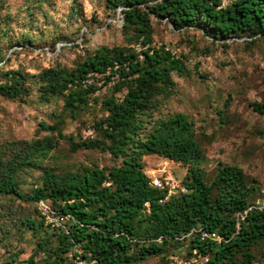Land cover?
I'll use <instances>...</instances> for the list:
<instances>
[{"label":"trees","instance_id":"16d2710c","mask_svg":"<svg viewBox=\"0 0 264 264\" xmlns=\"http://www.w3.org/2000/svg\"><path fill=\"white\" fill-rule=\"evenodd\" d=\"M109 1L113 7H122L126 45H102L73 67L56 62L35 74L6 69L0 79V97L25 101L33 90L45 102L59 97L74 119L91 106V100L99 102L102 115L93 120L95 135L78 140L70 135L69 148L106 152L113 163H93L57 174L54 166L40 165L58 145L52 135L0 144V196L36 205L43 200L63 219V226L45 224L37 211L39 226L53 230L57 240L48 247L42 264H77L76 260L134 264L164 254L168 244L185 237L197 258H208L204 264H253L252 248L264 242V207L248 210L243 219L237 214L253 204L256 186L247 183L237 165L218 163L211 179L206 178L205 156L193 120L181 111L161 115L159 110L161 100L175 91L172 73L184 74L186 62L165 45L150 43L153 15L166 18L177 30L198 25L220 40L233 35L264 39V0H228L226 5L221 0ZM12 42L26 47L29 38ZM89 72L101 74L104 84L117 75L111 93L98 99L95 83L82 86ZM251 106L264 115V100ZM38 125L64 137L59 121L40 120ZM148 155L184 164L187 169L181 180L187 191L165 198V190L151 186L143 162ZM28 169L42 173L40 182L26 193L20 184L22 172ZM13 222L38 229L28 216ZM193 228L196 231L190 233ZM200 229L221 239H201Z\"/></svg>","mask_w":264,"mask_h":264},{"label":"rangeland","instance_id":"374dc122","mask_svg":"<svg viewBox=\"0 0 264 264\" xmlns=\"http://www.w3.org/2000/svg\"><path fill=\"white\" fill-rule=\"evenodd\" d=\"M154 1L157 0H149ZM221 1L223 5L229 2ZM121 9V6L113 7L109 0H0V79L6 69L21 68L35 74L56 62L73 67L102 45H126ZM152 26L150 44L165 45L186 62L184 74L172 73L175 91L161 100V115L181 111L193 120L205 156L202 167L208 180L218 163L237 165L247 183L256 186L251 203L264 204V115L251 106L254 101L264 100V39L233 35L220 40L205 34L198 25L177 30L166 18L154 15ZM20 37L29 38L26 47L13 45L12 41ZM52 44L55 49L50 48ZM62 46L66 47L62 49ZM102 79H94L98 88L94 96L98 99L111 93L117 75L107 84ZM63 105L59 97L43 101L35 90L25 101L0 97V144L49 134L58 139V145L40 165L54 166L57 174L74 172L93 163L111 165L113 161L106 152L92 149L72 152L69 148L70 135L77 140L90 137V131L95 135L92 125L102 115L100 103L91 100V106L76 119ZM40 120L48 124L59 121L64 137L41 130ZM143 162L149 178L159 177L167 169L181 180L187 169L182 163L158 155L145 156ZM41 173L37 169L24 170L20 187L29 193L40 182ZM37 211L40 213L34 201L0 196L2 264H42L47 258L48 247L57 240L53 230L39 226ZM24 216L35 222L36 231L13 222ZM51 216L59 217L55 213ZM44 222L56 226L54 220L44 218ZM43 242H47L45 246L39 244ZM188 242L189 237L179 243L171 242L164 254L151 255L134 264H204L195 256L196 250H190ZM252 251L253 264H264V242L254 245Z\"/></svg>","mask_w":264,"mask_h":264},{"label":"built area","instance_id":"2783aa9c","mask_svg":"<svg viewBox=\"0 0 264 264\" xmlns=\"http://www.w3.org/2000/svg\"><path fill=\"white\" fill-rule=\"evenodd\" d=\"M136 48L139 49V44L136 45ZM100 77H102L101 74H98L96 72H89L81 80L80 84L82 86L90 85L91 83H94V79H97ZM101 82L103 83V80H101ZM96 91L98 92V88L96 89ZM93 136L94 135L92 134V131H90V137H93ZM150 184L151 186L155 188L165 190L166 192L165 198L179 194V193H185L187 191V188L185 187V185H183L182 180L178 179L176 176L173 175V173L170 170H167V169H163L159 177L150 178ZM37 206H38V209L40 210V213L42 214V216H44L46 220H54L56 226H63L62 222L59 219L60 217L53 218L51 216L54 212L51 211L47 202L43 200H39L37 202ZM262 207H264L263 203L252 204L249 207H247V209L244 210L242 213H238L237 216L243 219L248 210H251L253 208H262ZM194 231H196L195 228H193L190 231V233ZM198 231H200L201 239H210V240H218V241L221 239L219 235L206 232L205 230L200 229ZM202 260L203 262H206L208 258L203 257ZM76 263L82 264L83 261L76 260Z\"/></svg>","mask_w":264,"mask_h":264}]
</instances>
